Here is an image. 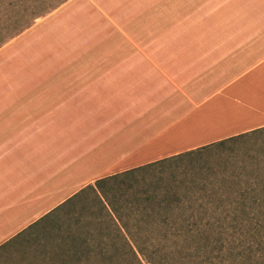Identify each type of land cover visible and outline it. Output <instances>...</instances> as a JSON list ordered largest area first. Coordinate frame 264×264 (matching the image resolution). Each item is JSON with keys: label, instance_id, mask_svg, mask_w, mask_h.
<instances>
[{"label": "crops", "instance_id": "0c3cea01", "mask_svg": "<svg viewBox=\"0 0 264 264\" xmlns=\"http://www.w3.org/2000/svg\"><path fill=\"white\" fill-rule=\"evenodd\" d=\"M12 50L0 245L100 179L264 128V0H69Z\"/></svg>", "mask_w": 264, "mask_h": 264}, {"label": "rangeland", "instance_id": "374dc122", "mask_svg": "<svg viewBox=\"0 0 264 264\" xmlns=\"http://www.w3.org/2000/svg\"><path fill=\"white\" fill-rule=\"evenodd\" d=\"M67 1L0 0V64L3 71L6 68L12 71L15 64L12 45L16 38ZM30 20L31 26L26 28ZM6 49L10 51L3 53ZM20 64L17 61V66ZM193 139L190 137L188 141ZM261 157H264V128L196 148L194 152H184L163 162L134 169L128 174L94 182L57 211L3 242L0 245V264H66L69 260L65 256L68 242L74 235L85 234L90 229L92 238L94 235L98 239L101 228L104 233L116 228L104 204L109 208L112 205L120 207L118 215L123 219L122 225L126 229H137L132 224L130 207H138V202L144 207L141 198L146 195L161 197V191L166 189L185 190L187 185L204 180L222 183L223 176H232L234 180L245 179L251 175L252 167ZM237 187L235 185L233 189ZM141 225L155 231L162 228L161 225ZM249 238L244 235V240ZM141 259V264L161 263V247H150Z\"/></svg>", "mask_w": 264, "mask_h": 264}, {"label": "trees", "instance_id": "16d2710c", "mask_svg": "<svg viewBox=\"0 0 264 264\" xmlns=\"http://www.w3.org/2000/svg\"><path fill=\"white\" fill-rule=\"evenodd\" d=\"M30 26L31 20L25 27ZM134 169L110 177L128 174ZM222 178V183L204 180L187 185L185 190L166 189L161 191V197H140L145 206L141 207L138 202V207H130L132 224L137 227L133 230L122 225L123 219L118 215L120 207L112 205L109 208L104 204L116 228L107 233L101 228L98 239L94 235L92 238L90 229L85 234L74 235L68 242L66 264H141V256L154 245L161 247L159 264H264V157L259 158L251 175L245 179ZM235 185L238 186L236 190L233 189ZM141 224L161 225L162 228L155 231ZM244 235L251 238L244 240Z\"/></svg>", "mask_w": 264, "mask_h": 264}]
</instances>
